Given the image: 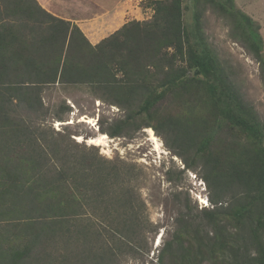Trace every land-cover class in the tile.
I'll return each mask as SVG.
<instances>
[{
  "label": "trees",
  "instance_id": "1",
  "mask_svg": "<svg viewBox=\"0 0 264 264\" xmlns=\"http://www.w3.org/2000/svg\"><path fill=\"white\" fill-rule=\"evenodd\" d=\"M192 4L187 24L184 0H142L150 19L92 45L36 0H0V264H122L158 235L135 165L47 125L43 94L55 87H84L124 113L101 133L172 136L184 171L199 169L212 208L178 202L154 264H264V121L206 43L203 6L228 21L263 86L264 38L234 0Z\"/></svg>",
  "mask_w": 264,
  "mask_h": 264
},
{
  "label": "rangeland",
  "instance_id": "2",
  "mask_svg": "<svg viewBox=\"0 0 264 264\" xmlns=\"http://www.w3.org/2000/svg\"><path fill=\"white\" fill-rule=\"evenodd\" d=\"M132 1L142 15L130 14L132 18L127 19V22L137 21L136 17L140 21L151 18L150 10L139 7L142 0ZM234 3L260 25V33L264 38V0H234ZM184 6V22L188 24L192 22L195 9L192 0H184ZM201 23L206 43L231 67L245 100L264 121V86L259 76L258 64L232 40L228 21L210 7L203 6ZM43 100L50 112L47 125L53 130L69 135L76 143L95 147L107 159L133 164L142 173L138 185L139 193L149 222L159 227L156 236L159 240L156 245L155 242L152 244V235H148V246L152 248L149 254L142 260L126 257L122 264L156 262L158 251L172 230V217L176 213L178 202L194 213L196 210L212 208L208 200L209 191L201 179L199 169L196 172L184 171V164L173 154L175 150H169L165 144L164 139L167 144L174 145L172 136H157L153 131L151 139L148 129L115 138L101 133V125L112 124L123 118L124 113L96 100L84 87L51 88L44 92ZM55 115L61 117V122L55 120ZM90 140L96 143H91Z\"/></svg>",
  "mask_w": 264,
  "mask_h": 264
},
{
  "label": "crops",
  "instance_id": "3",
  "mask_svg": "<svg viewBox=\"0 0 264 264\" xmlns=\"http://www.w3.org/2000/svg\"><path fill=\"white\" fill-rule=\"evenodd\" d=\"M36 2L46 12L78 26L92 45L98 44L121 28L127 23V19L132 18L130 14L134 16L141 14V10L133 6L132 0H36ZM136 19L140 21L138 17Z\"/></svg>",
  "mask_w": 264,
  "mask_h": 264
},
{
  "label": "bare ground",
  "instance_id": "4",
  "mask_svg": "<svg viewBox=\"0 0 264 264\" xmlns=\"http://www.w3.org/2000/svg\"><path fill=\"white\" fill-rule=\"evenodd\" d=\"M147 132H149L150 135H151V133H153V131H152L151 129H148ZM153 136H154V134H153ZM150 138L153 139V138H152V135H151ZM90 141H91V143H96V141H93V140H90ZM98 144H99V143H98Z\"/></svg>",
  "mask_w": 264,
  "mask_h": 264
},
{
  "label": "water",
  "instance_id": "5",
  "mask_svg": "<svg viewBox=\"0 0 264 264\" xmlns=\"http://www.w3.org/2000/svg\"><path fill=\"white\" fill-rule=\"evenodd\" d=\"M159 240V239H158ZM157 239L154 241L155 242V245L157 244V241H158Z\"/></svg>",
  "mask_w": 264,
  "mask_h": 264
}]
</instances>
